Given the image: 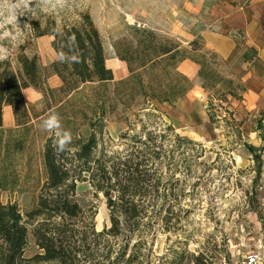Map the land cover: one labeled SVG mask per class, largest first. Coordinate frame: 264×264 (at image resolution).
I'll return each mask as SVG.
<instances>
[{"label": "rangeland", "instance_id": "obj_1", "mask_svg": "<svg viewBox=\"0 0 264 264\" xmlns=\"http://www.w3.org/2000/svg\"><path fill=\"white\" fill-rule=\"evenodd\" d=\"M217 2L32 0L28 5L13 3L18 28L13 22L0 29V48L6 49L13 68L17 66L20 47H24L28 56H37L43 69L44 87L58 89L62 82L49 71L50 64L57 59L51 45L53 38L32 37L30 23L33 19L44 22L50 17L59 25L74 24L81 13H88L102 36L106 65L112 70L114 80L106 85L85 84L62 102L59 94L48 100L44 90L23 91L30 122L19 126L11 109V123L3 117L0 129V183L7 188L0 192L1 202L17 204L25 218L34 208L46 179L43 149L50 138L53 142L58 139L53 132L41 129V121L52 113L59 115L62 129L71 133L70 141L95 133L99 141L97 156L101 151L125 152L151 133L153 143L162 145V153L153 163L161 174L157 191L162 197L147 196L140 204L161 217L162 222L153 223L154 235L148 236L152 249L145 257L146 262L197 264V258L201 257L204 264H239L264 232V114L257 109L249 110L230 95L222 99L224 88L217 83L212 91L204 92L198 80H192V90L175 104L149 101L147 105L140 92H132L134 97H129L131 91L120 84L129 71L116 52L119 41L135 46L137 36L132 29L140 28L152 30L190 50V43L196 41V53H208L199 43V36L192 41L190 35L207 28ZM3 7L6 18L9 5ZM211 63L226 79L234 73L233 67L216 57ZM7 110L4 107V116ZM209 112L214 115L213 122ZM8 144L11 147L6 151ZM4 146L5 149L1 148ZM74 152L75 148L68 146L65 157L71 159ZM73 199L87 214H94L97 232L110 226L106 199L102 193L95 194L91 184L77 182ZM74 223L79 229L84 226L81 220ZM28 227L32 230L34 225L29 223ZM135 241L134 237L132 243ZM37 253L40 250L31 234L25 257Z\"/></svg>", "mask_w": 264, "mask_h": 264}, {"label": "trees", "instance_id": "obj_2", "mask_svg": "<svg viewBox=\"0 0 264 264\" xmlns=\"http://www.w3.org/2000/svg\"><path fill=\"white\" fill-rule=\"evenodd\" d=\"M30 27L32 37L53 38L51 45L57 59L50 64L49 71L60 78L62 85L58 89L45 88L37 56H28L24 47L16 56V68L9 58L0 60V129L5 106L12 107L19 126L30 122L23 95L26 89L44 90L48 100L59 94L62 102L85 84L106 85L114 80L106 65L102 36L90 14L81 13L74 24L59 25L50 17L44 22L33 19ZM132 31L137 36L135 46L125 40L116 44L117 57L127 64L129 71V76L120 81L131 91L129 97L140 92L147 105L149 101L175 104L193 87L192 80L178 71L179 64L189 59L200 66L198 77L205 91H212L217 83L224 88L222 99L230 95L241 100L244 88L212 67L213 54H197L196 41L190 43V50L149 29ZM60 53L74 59L61 61ZM209 117L213 122L214 115L209 112ZM137 142L125 152L101 151L97 156L99 141L95 133L71 140L62 151L56 150L50 138L43 149L46 179L42 194L26 213L27 219L17 204H3L0 200V264H149L145 260L152 249L148 236L154 235L153 223L162 222V218L146 210L140 200L152 195L162 197L157 191L161 174L153 166L162 153V145L153 143L151 133ZM21 146L22 143L18 144V149ZM68 146L75 148L71 159L65 157ZM10 147L8 144L6 151ZM249 148L254 152V147ZM77 182H88L95 194L105 197L110 211L109 227L99 232L94 229V214H87L73 199ZM6 189L1 182L0 192ZM76 220L84 222L82 229L74 225ZM29 223L34 225L32 230ZM31 234L40 253L26 258ZM134 237L136 241L132 243ZM197 261L204 264L201 257Z\"/></svg>", "mask_w": 264, "mask_h": 264}, {"label": "crops", "instance_id": "obj_3", "mask_svg": "<svg viewBox=\"0 0 264 264\" xmlns=\"http://www.w3.org/2000/svg\"><path fill=\"white\" fill-rule=\"evenodd\" d=\"M207 22L206 29L190 35L192 41L199 36L206 52L233 67L230 79L244 88L240 102L264 114V0H218ZM199 70L189 59L178 66V71L201 85ZM5 108L3 117L10 124L12 107Z\"/></svg>", "mask_w": 264, "mask_h": 264}, {"label": "clouds", "instance_id": "obj_4", "mask_svg": "<svg viewBox=\"0 0 264 264\" xmlns=\"http://www.w3.org/2000/svg\"><path fill=\"white\" fill-rule=\"evenodd\" d=\"M23 2L28 5L32 3V0H0V29L4 28L7 24H12L15 22L16 27L18 28V16L15 15L13 3L19 4ZM9 5V15L5 18L3 16L4 4ZM5 19L6 22L5 23ZM6 49L0 48V60L6 59ZM59 59L65 61L68 59H74V57H67L64 53L59 54ZM42 131L53 132L58 138L54 143L57 151H62L66 144L70 142L71 133L62 129L60 124V117L56 113L50 114L46 119L41 121Z\"/></svg>", "mask_w": 264, "mask_h": 264}, {"label": "built area", "instance_id": "obj_5", "mask_svg": "<svg viewBox=\"0 0 264 264\" xmlns=\"http://www.w3.org/2000/svg\"><path fill=\"white\" fill-rule=\"evenodd\" d=\"M239 264H264V232L256 245L245 253Z\"/></svg>", "mask_w": 264, "mask_h": 264}, {"label": "bare ground", "instance_id": "obj_6", "mask_svg": "<svg viewBox=\"0 0 264 264\" xmlns=\"http://www.w3.org/2000/svg\"><path fill=\"white\" fill-rule=\"evenodd\" d=\"M207 119H208V117H207Z\"/></svg>", "mask_w": 264, "mask_h": 264}]
</instances>
